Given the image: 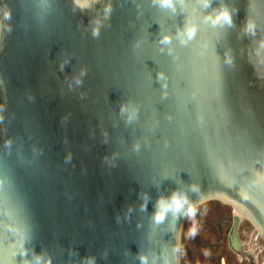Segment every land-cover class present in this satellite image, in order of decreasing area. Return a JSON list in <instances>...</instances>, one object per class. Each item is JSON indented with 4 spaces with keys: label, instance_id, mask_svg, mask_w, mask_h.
<instances>
[{
    "label": "water",
    "instance_id": "95a60500",
    "mask_svg": "<svg viewBox=\"0 0 264 264\" xmlns=\"http://www.w3.org/2000/svg\"><path fill=\"white\" fill-rule=\"evenodd\" d=\"M211 200L264 239V0H0V264H180Z\"/></svg>",
    "mask_w": 264,
    "mask_h": 264
},
{
    "label": "rangeland",
    "instance_id": "374dc122",
    "mask_svg": "<svg viewBox=\"0 0 264 264\" xmlns=\"http://www.w3.org/2000/svg\"><path fill=\"white\" fill-rule=\"evenodd\" d=\"M233 207L229 203L211 200L195 208L186 219L181 234L180 264H252L239 257L229 246L228 235L233 227ZM255 228L247 219L237 226L243 249L254 240ZM264 247V240L254 244ZM256 264H264V251H255Z\"/></svg>",
    "mask_w": 264,
    "mask_h": 264
},
{
    "label": "bare ground",
    "instance_id": "6f19581e",
    "mask_svg": "<svg viewBox=\"0 0 264 264\" xmlns=\"http://www.w3.org/2000/svg\"><path fill=\"white\" fill-rule=\"evenodd\" d=\"M230 206L233 207L232 210H233V225H234V229L232 227L231 232H230V236H229L230 246H231L232 250L239 257L242 258V256H244L245 259L249 263L256 264V258L253 256V253L256 251L257 245H256V243L254 244V242L257 241V238L258 237H261L263 239V235L256 228V226L254 224H252L254 226V228H255V231H256L254 233V237L255 238H254V240H252L251 242L248 243V248L243 249L244 244L243 243H240L239 240L237 239L238 238L237 237V233H236L237 226H239V223L242 220H244V219H247L248 221H250V220L248 218H246L245 216H243L232 204H230Z\"/></svg>",
    "mask_w": 264,
    "mask_h": 264
},
{
    "label": "clouds",
    "instance_id": "9594fccd",
    "mask_svg": "<svg viewBox=\"0 0 264 264\" xmlns=\"http://www.w3.org/2000/svg\"><path fill=\"white\" fill-rule=\"evenodd\" d=\"M77 2L79 3L80 0H77ZM161 3H162V5H164V6H169V5H171L172 0H161ZM82 6H84V5L82 4ZM220 18H222V19H224L225 21L231 23V17L229 16V13H228L226 10L223 11L222 13H220V16L217 17V19H220ZM95 34H96V33L94 32V35H95ZM168 40H169L168 37H164L163 42H164V43H167ZM173 204L175 205V207H176L177 209H179L180 206H181L180 201L175 197V195L173 196ZM156 219H157V221L162 220V219H163V215H162V213H157V215H156Z\"/></svg>",
    "mask_w": 264,
    "mask_h": 264
},
{
    "label": "flooded vegetation",
    "instance_id": "af4514ba",
    "mask_svg": "<svg viewBox=\"0 0 264 264\" xmlns=\"http://www.w3.org/2000/svg\"><path fill=\"white\" fill-rule=\"evenodd\" d=\"M233 225V224H232ZM229 236H230V234L228 235V243H229V246H230V241H229ZM237 237H238V235H237ZM238 240H239V237H238ZM239 242L241 243V241L239 240ZM257 245V249H256V251H258V252H262V251H264V247H261L260 249L258 248V244H256ZM230 248H231V246H230ZM232 249V248H231ZM225 264V263H224Z\"/></svg>",
    "mask_w": 264,
    "mask_h": 264
}]
</instances>
